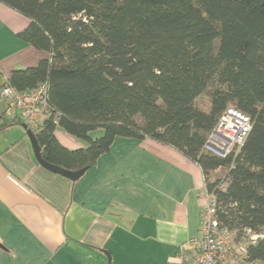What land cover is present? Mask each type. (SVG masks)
Masks as SVG:
<instances>
[{
    "label": "trees",
    "instance_id": "obj_1",
    "mask_svg": "<svg viewBox=\"0 0 264 264\" xmlns=\"http://www.w3.org/2000/svg\"><path fill=\"white\" fill-rule=\"evenodd\" d=\"M0 2L28 19L19 36L47 53L4 84L47 88L50 112L32 129L44 159L90 168L118 137L174 147L202 168L246 260L264 264V0ZM204 94L207 110L197 104ZM230 106L252 128L237 154L221 158L204 146ZM0 119L1 128L24 124L5 111ZM58 128L87 146L67 148ZM221 167L225 177L212 179Z\"/></svg>",
    "mask_w": 264,
    "mask_h": 264
},
{
    "label": "crops",
    "instance_id": "obj_2",
    "mask_svg": "<svg viewBox=\"0 0 264 264\" xmlns=\"http://www.w3.org/2000/svg\"><path fill=\"white\" fill-rule=\"evenodd\" d=\"M28 22L0 2V89L47 56L19 36ZM56 135L67 148L87 146ZM204 182L176 148L127 137L73 181L37 161L22 123L0 127V264H110L109 255L111 264H193Z\"/></svg>",
    "mask_w": 264,
    "mask_h": 264
},
{
    "label": "built area",
    "instance_id": "obj_3",
    "mask_svg": "<svg viewBox=\"0 0 264 264\" xmlns=\"http://www.w3.org/2000/svg\"><path fill=\"white\" fill-rule=\"evenodd\" d=\"M43 85L32 91L19 92L11 85L0 89V99L5 104V113L17 117L31 129L39 127L49 114ZM252 128L251 117L234 106L226 109L204 146L205 151L221 158L239 152ZM224 184L221 185L223 187ZM202 206L201 225L198 235L189 241L193 264H252L246 260V246L235 241V232L222 225L217 217L218 199L206 183L199 189ZM259 237L252 234V241Z\"/></svg>",
    "mask_w": 264,
    "mask_h": 264
},
{
    "label": "water",
    "instance_id": "obj_4",
    "mask_svg": "<svg viewBox=\"0 0 264 264\" xmlns=\"http://www.w3.org/2000/svg\"><path fill=\"white\" fill-rule=\"evenodd\" d=\"M24 128L27 130V133L31 139L33 148H34V152H35V156L37 158V161L44 166L45 168H47L48 170L54 172V173H58L60 175H63L73 181H77L79 180L85 173L86 171L89 169V167H84L80 170H68L62 166L53 164L48 162L46 159L43 158L42 156V149L39 145V142L37 140V137L35 136L34 131L26 124H23ZM109 263L111 264V257L109 255Z\"/></svg>",
    "mask_w": 264,
    "mask_h": 264
},
{
    "label": "rangeland",
    "instance_id": "obj_5",
    "mask_svg": "<svg viewBox=\"0 0 264 264\" xmlns=\"http://www.w3.org/2000/svg\"><path fill=\"white\" fill-rule=\"evenodd\" d=\"M197 104L199 107L207 110L209 108V97L206 94L201 95L197 100ZM237 153L238 152H236V154ZM226 174H227V168L221 167L211 174V178L212 179L224 178Z\"/></svg>",
    "mask_w": 264,
    "mask_h": 264
}]
</instances>
